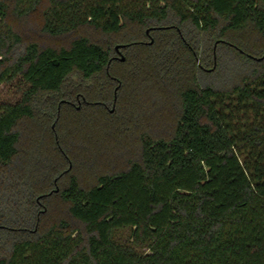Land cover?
Segmentation results:
<instances>
[{"label": "trees", "instance_id": "1", "mask_svg": "<svg viewBox=\"0 0 264 264\" xmlns=\"http://www.w3.org/2000/svg\"><path fill=\"white\" fill-rule=\"evenodd\" d=\"M0 264H264V0H0Z\"/></svg>", "mask_w": 264, "mask_h": 264}, {"label": "rangeland", "instance_id": "2", "mask_svg": "<svg viewBox=\"0 0 264 264\" xmlns=\"http://www.w3.org/2000/svg\"><path fill=\"white\" fill-rule=\"evenodd\" d=\"M92 33H95L96 40L102 39V42L106 41V37L105 36L99 35L98 32H92ZM16 91H17V89H16V87L14 85H5V86H2L1 96H2L3 99H6V100H17L18 97H19V94ZM108 108H109V110L111 112H114L115 109H116V105H111ZM128 234H129L128 231H123V232H121L119 234V238L121 240H125L127 238Z\"/></svg>", "mask_w": 264, "mask_h": 264}, {"label": "water", "instance_id": "3", "mask_svg": "<svg viewBox=\"0 0 264 264\" xmlns=\"http://www.w3.org/2000/svg\"><path fill=\"white\" fill-rule=\"evenodd\" d=\"M119 47H120V45H118L116 48L119 50ZM122 59H124V57H122Z\"/></svg>", "mask_w": 264, "mask_h": 264}, {"label": "flooded vegetation", "instance_id": "4", "mask_svg": "<svg viewBox=\"0 0 264 264\" xmlns=\"http://www.w3.org/2000/svg\"><path fill=\"white\" fill-rule=\"evenodd\" d=\"M119 53V51H117Z\"/></svg>", "mask_w": 264, "mask_h": 264}]
</instances>
